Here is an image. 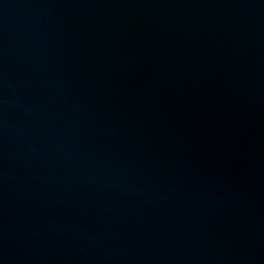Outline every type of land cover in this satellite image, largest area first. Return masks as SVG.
<instances>
[{
  "label": "water",
  "instance_id": "1",
  "mask_svg": "<svg viewBox=\"0 0 264 264\" xmlns=\"http://www.w3.org/2000/svg\"><path fill=\"white\" fill-rule=\"evenodd\" d=\"M0 264H264V0H0Z\"/></svg>",
  "mask_w": 264,
  "mask_h": 264
}]
</instances>
